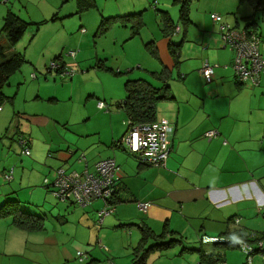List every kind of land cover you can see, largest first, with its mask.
<instances>
[{
  "label": "crops",
  "instance_id": "1",
  "mask_svg": "<svg viewBox=\"0 0 264 264\" xmlns=\"http://www.w3.org/2000/svg\"><path fill=\"white\" fill-rule=\"evenodd\" d=\"M20 1L0 0V20L9 11L22 18ZM132 8L137 10L138 7L132 5ZM160 8L157 14L158 10L167 12L178 31L170 36L152 35L147 41L141 38L154 47V55L148 51L153 60L144 67L139 63L137 68L143 71L138 78L157 88H162L165 82L155 73L165 70L169 76L166 85L171 98L161 99L156 105V120L166 119L173 126L165 166L142 164L126 147L110 144V140H119L124 133L121 129L117 130L111 118L108 139L104 141L99 135L98 143L92 140L91 143L81 144L79 158L74 155L80 148L78 143L66 134L60 136L55 144L49 145L44 165L41 171L36 172L37 178H54L57 169L66 171L65 167L80 157L81 172L85 169L92 171L100 160L112 159L120 166V173L115 186L113 212L105 216L101 226L121 229L116 232L121 238L126 236L129 240L131 252L126 256L130 255L131 264L133 248L141 238L142 228L154 234L172 231L171 237L183 241L173 246L180 245L182 251L198 253L194 264L201 260L200 251L207 256L202 264L211 263L213 258H208V255L213 251L218 252L216 259H221L225 264H246L238 248L220 243H203L201 240L202 237L238 238L239 234L249 232L264 236V76L260 79V91L254 101L244 108L234 109L232 103L246 85H239L235 81L233 69L230 68L233 52L228 47H222L219 24H209L205 19H194L188 14V21L182 23V29L178 23L175 24L169 7L161 5ZM59 12H65L61 17L64 18L78 11L74 7H62ZM223 21L232 27L238 24L236 17L233 23L229 19L226 21L224 16ZM132 32L130 25V37L126 39L133 36ZM169 42L179 45L178 64L173 61ZM204 60L218 65L210 83H206L200 73ZM54 63V69L64 72V63ZM2 106L0 134L7 127L11 115ZM30 118L31 125L40 124V127L47 126L50 121L46 117L38 119L31 115ZM208 131H216V135L208 138L205 136ZM9 136L13 138V134ZM26 138L29 148L32 147L35 152L38 145ZM50 140L54 141L53 138ZM2 147L4 149V145ZM3 159L8 158L2 157L0 161ZM6 160L0 163V180H3L0 184V205L7 198L16 199L21 208L39 218H25L23 224L18 226L11 215L0 216V264H80L71 262L76 259L72 250L78 245L69 252L66 242L74 237L79 242L86 240V244H91L94 237L102 235V228L95 231L93 226L94 209H98L95 204L99 203L100 207L102 204L96 201L89 207L81 208L69 201L54 200V196L49 194L50 189L37 190L41 186L35 185V182L39 184L40 181L26 177L24 172L20 175V181L14 183L13 169L17 166H13L11 161L7 168ZM35 162L27 160L25 164L34 165ZM9 172L12 178L7 184L9 181L5 179V174ZM56 200L58 203H55ZM138 202L149 203L148 209L141 211ZM71 209L72 216H67ZM236 218L239 219L238 223L234 222ZM184 238L193 245H185ZM54 248L59 258L56 261L52 251ZM116 260L112 261L116 263ZM252 264H264V258L255 256Z\"/></svg>",
  "mask_w": 264,
  "mask_h": 264
},
{
  "label": "rangeland",
  "instance_id": "2",
  "mask_svg": "<svg viewBox=\"0 0 264 264\" xmlns=\"http://www.w3.org/2000/svg\"><path fill=\"white\" fill-rule=\"evenodd\" d=\"M93 3L92 7L80 12L76 0L20 1V15L26 22V29L13 49L21 53L25 61L3 87V93L9 99L5 101L2 109H7L11 115L7 127H4L0 134V148L3 149L4 145V149L0 150V159L8 158L3 159L6 160L7 168L11 161L13 166H17L13 169L14 183L20 181V175L24 172L26 177L40 181L39 184L35 182V185L41 186L37 190L46 191L44 178L52 180V177L42 176L38 179L36 172L41 171L44 165L49 145L55 144L63 134L78 143L80 148L74 155L79 158L82 153L81 144L91 143L92 140L98 143L99 135L104 141L108 139L111 118L118 127L117 130L121 129L120 131L124 132L126 114L118 107V102L125 96L124 82L127 79L138 78L141 72L143 73L137 65L141 63L144 67L143 65L153 60L145 48L146 42L143 41H147L152 35L155 37L163 35L157 9L161 5L169 7L175 24L178 23L182 29L184 28L179 20V6L172 0H93ZM51 5L59 8H52ZM132 5H136L137 10H132ZM62 7L63 9L74 7L78 12L61 18L65 14L59 12ZM140 11L143 14V25L138 34L135 33L128 39L126 37L130 35V23L122 25L120 22L109 23L107 20L111 16ZM212 12L221 13L226 21L229 19L232 23L236 17L238 24L234 25L239 29L255 30L261 40L260 53L264 56V2L256 10L247 1L240 0L190 2L189 14L194 19H205L209 24L214 23L210 18ZM1 25L2 20H0V28ZM135 30L136 28L133 32ZM0 41H6L3 34H0ZM70 51L75 54L68 55ZM55 61L64 63L67 69L64 72L60 69H50V65ZM230 68L232 69L231 65ZM174 69L177 70V67ZM147 77L150 78L148 75ZM259 91V85L248 84L243 87L242 94L232 103L233 108L238 110L250 105ZM99 101L103 102V108L98 106ZM31 115L38 119L46 117L50 121L47 126L40 127V124L35 123L31 125ZM20 132L38 145L35 152L32 147L30 148L32 155L20 154L21 146L17 140ZM9 134H13L12 139ZM51 138L54 141H51ZM115 141L118 139L109 142L112 144ZM123 150L125 151L124 148ZM27 160L36 162L34 165H27L25 164ZM81 162V157L79 160H73L69 167H65L67 173L81 172ZM11 168L13 167L10 166L9 169L12 170ZM9 183L10 181L7 184ZM49 194L53 197L50 191ZM96 201L102 206L100 207L99 203L95 204L98 209L96 211L94 209L93 226L95 231L102 228V235L94 237L91 244H86V240L79 242L74 237H70L66 242L68 251L78 245L72 250L73 258L76 259L71 262L131 264L130 255L126 256L131 252L128 238L126 236L121 238L118 235L116 231L119 232L121 229L105 228L97 222V211L101 210L104 204L101 199H96L92 203ZM56 202L58 203L57 200ZM90 204L84 207H89ZM71 213L72 209L67 216H72ZM103 232L106 234L103 235ZM184 240L185 245H193L191 241L185 238ZM52 251L56 261L58 258L56 248ZM121 257L124 258L120 260ZM197 257L198 253L182 251L180 245H175L152 251L147 256L146 264H194ZM112 260H116V263Z\"/></svg>",
  "mask_w": 264,
  "mask_h": 264
},
{
  "label": "built area",
  "instance_id": "3",
  "mask_svg": "<svg viewBox=\"0 0 264 264\" xmlns=\"http://www.w3.org/2000/svg\"><path fill=\"white\" fill-rule=\"evenodd\" d=\"M210 18L219 24V38L222 47L232 50L233 58L231 67L235 81L239 85H259L264 74V56L260 53V37L253 29H238L223 22L218 13H211ZM178 28H176V32ZM73 51L68 55H74ZM51 69L55 68L52 63ZM217 64L204 60L200 73L206 83H210L214 76ZM100 108L104 107L102 101L98 102ZM127 131L120 139L121 145L131 153L136 154L142 163L151 166H165L169 155V136L173 132V126L166 119H158L153 122L135 123L126 118ZM216 131H208L205 136L214 137ZM18 144L21 146L22 155H30V148L25 136H18ZM120 166L112 159H104L95 163L93 171L85 169L82 172H66L59 168L52 180L44 178L45 187L49 188L52 195L59 201H69L78 206H86L96 199L103 201L104 207L97 211V222L102 224L106 215L113 212L116 181L119 177ZM12 178L11 172L5 175L6 180ZM138 208L145 212L149 203L138 202ZM239 219L234 222L238 223ZM253 234L251 235V237ZM220 239L202 237L203 243H215ZM234 245L245 255L247 264H252L255 256L264 258V239L250 242L247 239L236 238ZM78 255V254H77ZM80 255V253H79ZM82 260V259H81ZM214 264H225L218 262Z\"/></svg>",
  "mask_w": 264,
  "mask_h": 264
},
{
  "label": "trees",
  "instance_id": "4",
  "mask_svg": "<svg viewBox=\"0 0 264 264\" xmlns=\"http://www.w3.org/2000/svg\"><path fill=\"white\" fill-rule=\"evenodd\" d=\"M240 1H247L255 10L258 9L261 6V4L264 2V0H240ZM172 2L179 6V20L182 23L187 22L188 14H189V5L191 0H172ZM93 5H94L93 0H77V6L79 8L78 11L80 12L89 9ZM158 13L160 15V21L162 23L163 34L170 36L171 34L174 33V31H176L175 25L171 21L167 12L163 10L160 11L158 10ZM107 20L109 23L120 22V24L122 25H127L128 23H130L133 29L136 28V30L132 33L134 35L135 33H138V30L142 27V12L111 16L108 17ZM222 20H223V16H222ZM25 29H26V22L22 18L14 14L13 12L10 11L7 12L6 15H4V17L2 18L0 34H3L6 41L5 42L0 41V107L5 103V101L9 99L3 93V87L7 84L9 77L15 71L19 70V68L22 66V64L25 61L23 55L19 52H16L13 49L16 42L24 34ZM145 48L147 49V51L151 52L152 55H154V51L152 50V48L154 47L150 44V42L145 43ZM169 48L171 50V54L173 55L174 63L178 64L179 45H175L172 42H169ZM66 69L67 68H64V71ZM155 75L157 78L165 82L162 88L154 87L148 81L141 78L127 79L124 82L125 96L122 101L118 102V107L122 108L125 111L126 118H130L135 123L155 121L157 102L161 99L171 98V95L168 92V86L166 85V81L169 77L168 73L167 72L165 73V70H162L160 73H155ZM126 131H127V125L122 137L124 136ZM19 135L25 136L23 133L20 132V134L17 135V138ZM113 145L118 147L123 146L120 143V139L118 141L113 142ZM126 150L130 152L127 148ZM131 154L136 155L134 153ZM138 159L140 163H142L139 157ZM9 215L12 216L14 223L18 226L23 224V220L25 218H31V217H35L33 219L39 218V216L28 213L23 208H21V204L20 202H18V200L7 198L0 205V216L2 217ZM172 233H173L172 231L168 230L161 234H154L150 230L142 228L141 238L139 239L136 246L133 248V252H132L133 264H145L147 256L152 251L169 248L176 243L181 244L183 241L180 238L171 237ZM252 234L253 236L251 237ZM238 238H242L244 240L247 239L250 242H256L259 239H264V236L262 237L257 232H249V233H245L244 235L239 234ZM234 239L236 238H230V239L222 238L218 242H215L213 244L220 243L222 245L237 248L233 243ZM200 254H201V260L199 261L198 264H202L203 260L207 258V256L203 254V252L200 251ZM217 256H218V252H214V251L210 255H208V258L210 259L213 258L210 264L223 262L221 259H216Z\"/></svg>",
  "mask_w": 264,
  "mask_h": 264
}]
</instances>
